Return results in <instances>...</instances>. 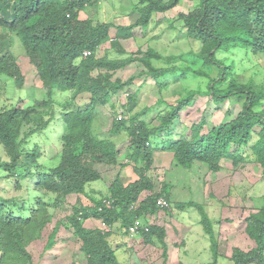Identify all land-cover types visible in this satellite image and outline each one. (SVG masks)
<instances>
[{
    "label": "trees",
    "instance_id": "obj_1",
    "mask_svg": "<svg viewBox=\"0 0 264 264\" xmlns=\"http://www.w3.org/2000/svg\"><path fill=\"white\" fill-rule=\"evenodd\" d=\"M97 1L0 0V26L9 27L8 33L7 30L0 31V53H4L0 56V73L8 76L17 89H22L24 78L10 51L11 38L16 35L36 66L45 91L43 99H37L27 106L22 103L21 97H16L15 104L0 98V146L8 157L0 160V168L5 170L6 180L14 178L17 184L25 185L26 191V180L36 176L34 189L56 194L54 204L58 206L68 195H85L86 185L102 178L103 171L97 165L109 167L119 163L120 151L112 138L120 136L121 132L126 133L130 152L128 162L120 167L132 166L138 178L124 184L119 172L116 173L108 183V191L113 199L110 208L102 204V198L97 200L91 196V200L94 199L92 206H73L72 214L66 217L73 228V235L81 241L80 251L87 257V264H121L115 252L117 245L109 240L113 239V235L117 236L113 224H120L119 233L123 235L126 233L124 229L134 219L158 215L156 200L159 196L169 199V189L173 185L171 179H163L165 182H161L159 191H153L157 183L154 174L162 172L153 166L154 145L158 140L161 150L173 155L170 165L172 173L178 174L179 167L190 169L195 163L216 172L220 170L223 160L228 159L233 165L245 162L247 155L242 154L241 147L248 145L254 162L262 167L261 176L264 177V107L258 108L264 100V85L253 80L239 82L233 69L216 56L220 49L230 47L264 53V0H198L195 9L188 13L180 12L178 18L187 29V36L199 43V50L167 57L153 48L145 52L137 50L140 56L135 58L144 67L137 76L150 77L158 94L169 92L171 81L178 83L190 75L205 77L208 83L204 89H192L180 81L169 92V96H177L172 103H167L163 95L158 97L157 105L166 103V108L158 110L160 122L156 125L141 118L153 107L140 113L134 112L139 88L137 92L129 94L124 104L128 117L123 120L114 117L107 135L94 128L97 108L108 105L115 114L119 93L130 89L137 76L130 75L125 80L114 77L115 72L124 69L131 58L81 57L84 50H93L107 40L108 28L112 25L101 22L94 24L89 16L80 18L83 17L80 12ZM178 2L139 0L131 4L130 13L134 14V20L131 24L114 27L117 36L114 44H118L120 38L133 37L137 28L145 32L154 14L167 11ZM177 59L178 64L170 63ZM153 60H163L165 64L158 66ZM55 90L72 91L71 98L57 103L65 124L59 161L55 166L41 168L34 173L30 167L37 168L41 164L38 162L41 153L39 146L29 139L33 134L44 131L52 121L55 115V100L52 97ZM84 94L88 99L83 104L78 103V96ZM208 96L215 104H223L234 97L243 99L240 112L232 120L219 123L205 132L202 131L207 120L202 112L200 121L191 124L188 137L181 134L176 139L171 138L174 136L170 133L172 124L179 114L190 109L197 97ZM255 127H259V138L251 143V133ZM163 130L166 131L162 133ZM165 177L169 178L168 174ZM143 191H148V194L143 196ZM25 201L16 196H0V264H33L32 254L27 247L39 240L45 231H48V236L43 251L49 252L56 243L59 224L49 227L52 216L45 202L37 200L36 208H31L26 217L7 211L4 204L23 210ZM133 202L138 203L134 209L130 208ZM100 205L103 206L101 210L98 209ZM179 206L183 208L187 204ZM202 214L200 223L213 241L211 220L203 211ZM90 216L100 219L103 228L84 227V219ZM245 220V231L255 246L248 251L235 249L232 260L235 264H264V204ZM165 235L164 227L156 222L150 224L147 231H141L137 239L150 246L161 245L166 255ZM120 239L123 244L124 235ZM210 264H217L216 258Z\"/></svg>",
    "mask_w": 264,
    "mask_h": 264
},
{
    "label": "rangeland",
    "instance_id": "obj_2",
    "mask_svg": "<svg viewBox=\"0 0 264 264\" xmlns=\"http://www.w3.org/2000/svg\"><path fill=\"white\" fill-rule=\"evenodd\" d=\"M137 2L139 0H99L97 5L88 7L85 11L80 12V15L83 16L80 18H86V16L92 17L94 23L100 21L119 23L120 25L131 24L134 20L133 15L130 14V11H132L131 4H136ZM120 3L123 5L119 6ZM197 4L198 0H179L173 8L157 13L152 24L145 32L137 28L134 30V38L122 40V44L125 46L124 49L128 52L126 56H129L131 54L130 52H136L137 48L145 51L148 47H152L165 57L182 55L191 50H199V43L187 36V29L183 26L182 20L178 18L180 12L188 13L190 10L195 9ZM113 33L114 29H111L110 37L114 36ZM135 37L137 38L135 39ZM15 41L17 43L19 42L17 37H15ZM105 48H107L105 53L109 57L117 56L115 51L108 47V44L102 45L97 54L101 56ZM216 56L222 59L224 64L233 67V74L239 82L245 83L248 80H253L257 84L264 85V53H254L251 50L231 48L228 51L218 52ZM18 61V64L21 65L22 74L24 75V83H27L28 86H23L20 90L15 87L12 80L0 78V97L4 100L12 101L14 104L17 100L16 97H21L22 103L27 106L31 105L37 99H43L45 97V91L40 86L41 82H39L34 67L26 61L22 54L18 55ZM153 61L154 63H158V66L165 64L163 60ZM170 63L178 64L179 60H173ZM141 70H144V67L134 62L129 67L115 72L114 77L125 80L130 75L137 76V73ZM214 75L215 73H213ZM145 81L147 83L140 77L126 91L128 93L137 92L143 86L139 93L138 105L134 109V112H142L144 107L149 106L158 95L153 90L152 79L147 77ZM180 81H184L183 84L192 89H204L207 83L206 78L201 76L193 77L192 75ZM177 85L178 83H173L170 88H174ZM124 92L117 97L118 101L115 105V113L118 114L119 111L127 116V113L121 109L125 108L124 104L127 102V98L125 96L123 97ZM71 94L72 91L70 90H55L53 92L52 97L55 100L53 110H56V117H54L43 132L33 134L29 139L31 143H36L39 146L41 153L40 160H38L41 164L37 168L30 167V170L34 173L37 170H41V168L45 169L55 166L59 161L61 151L60 138L65 131V124L59 118L60 108L58 109L57 103L71 98ZM85 95L78 96V103L83 104L86 102L88 98L84 99L83 96ZM176 98L177 96H167V101L172 103ZM242 103L243 99H237V97H234L231 101L227 100L223 104L213 103L209 96L197 97L190 109H193L194 112L202 111L205 114L204 116L207 120L206 130H209L219 123L223 124L235 118L240 112ZM163 107L164 105L160 106L161 109ZM263 107L264 100L262 101V106L258 108L261 109ZM104 111H106L105 115H101ZM97 112H101V126L98 128V132L106 134L114 114L110 111L108 105L99 106ZM158 116L159 113H157V110H153L144 118L148 122L152 119L153 123H157L156 118ZM182 120L185 121L186 116H183ZM185 126V124L182 125L183 131H186ZM258 131L259 127H255L251 133V143L259 138ZM175 136H177L176 133L174 134ZM124 139H119V141ZM125 146L126 142L124 141L118 146L119 151L122 152V156L124 157L126 156ZM241 148L242 154L244 156L247 155L245 162L233 165L230 160H223L220 163V170L216 172L208 170L205 168V165L195 163L190 169L179 167L178 174L172 172L169 174L168 171L158 174L155 173L154 176L157 178L155 179L157 183L154 191L158 190L161 182L164 180L168 179L170 181L169 179H171L173 182V187L169 189V184H167L166 188L167 191L169 189L168 197L171 200V207L160 212L161 214H158V219L160 220L159 225H162L165 229L166 235L164 242L167 244L168 250L166 249L165 255L162 252L163 248L161 245L150 246L149 244L142 243L138 239H135V241L129 240L127 239L128 234L126 233H123L125 242L122 244V239L120 238L123 235L119 233L120 224L117 222L114 229V234L117 236L113 235V239L109 240L112 244L117 245L115 252L119 261L122 262L121 264H210L214 258H216L217 264H235L232 260V253L235 249L248 251L254 247L255 242L245 231V218L252 213H256L264 204V177L262 178L261 176L262 167L254 162V158L248 150V145ZM3 151V148L0 146V160H6L8 158ZM124 161L126 163L128 162L127 160ZM124 161L109 167L97 165L103 171L101 180L98 179L87 184L85 195H68L66 200L62 202L63 204L58 206L54 204L56 194L51 192H38L34 189L36 176L26 180L28 186V191H26L25 185H21L22 183L17 184L14 178L6 180L4 178L6 172L0 168V196L4 198L16 196L18 199L26 200L23 204V210L17 206L8 207L4 203L7 211H11L16 216L26 217L31 211V208H36L37 200H42L47 204L48 213L52 216L49 227H52L55 223L59 224L56 243L49 252L43 251V246L47 242L48 231H45L39 240L32 242L27 247L32 254L33 264H87V257L80 251L81 241L73 235V228L68 223L66 217L72 214L73 206L76 208L80 206L90 207L93 205L91 196L98 199L101 195L108 193L107 186L110 182L109 180L116 173L119 172L124 182L132 180L131 176H135L134 173L131 172L130 175L129 171L126 173L120 168V165ZM167 174L169 178L165 177ZM182 203L185 205L198 204L203 207L209 215V219H211L213 241L204 229L203 224L200 223L203 217V210H198L196 206L181 208L179 205ZM175 211L187 214L185 217L188 220L185 217L182 219L174 218L176 222L172 221V224L169 225L165 221L169 217L176 216L174 214ZM205 211L203 212L205 213ZM66 224L69 226H66ZM83 226L90 229L97 227L103 228L101 220L98 221L91 216L84 219ZM204 231L207 235H204ZM171 249H173V252H171ZM168 252L174 256L172 257L171 255V258H168ZM43 253L46 254L44 255L45 258L43 257ZM177 253L179 256L176 255Z\"/></svg>",
    "mask_w": 264,
    "mask_h": 264
},
{
    "label": "clouds",
    "instance_id": "obj_3",
    "mask_svg": "<svg viewBox=\"0 0 264 264\" xmlns=\"http://www.w3.org/2000/svg\"><path fill=\"white\" fill-rule=\"evenodd\" d=\"M99 3V0L97 1V3L96 4H94V5H97ZM123 4L122 3H120V5L119 6H122ZM91 6H93V5H91ZM90 8V7H89ZM123 8V7H122ZM124 9V8H123ZM131 14V13H130ZM157 14V13H156ZM156 14H154L153 15V17H152V20H151V23H150V25L152 24V22H153V20H154V18H155V16H156ZM133 15V17H134V14H132ZM97 22H100V21H96L95 23H94V20H93V23L94 24H96ZM101 23H108V24H112L109 28H108V32H107V35H108V38H107V40H105L103 43H101V44H99V45H97L93 50H89V49H86V50H84L83 52H82V55H81V57L82 58H87V57H89V56H94L96 59H99V58H103V57H106V58H109V59H115V58H121L122 60L124 59V58H126V57H128V58H131V61L127 64V65H125V67L124 68H126V67H129L131 64H133L134 62H136V63H139L140 65H142L138 60H137V58H139V56H140V54L138 53L137 54V50H140L139 48H137V50H136V52H130L131 54L129 55V56H126L127 55V51L124 49L125 48V46L122 44V40H126V39H128V38H120V39H118V41H117V43L118 44H114V42L117 40V36H116V30H115V26L116 25H120L119 23L117 24V23H113V22H101ZM130 24V23H129ZM155 24H157V22H155ZM123 25H126V24H123ZM128 25V24H127ZM149 25V26H150ZM149 26H148V28H149ZM147 28V29H148ZM111 29H114V33H113V37H110V32H111ZM3 30H7V33L9 32V27L7 26V28H4V27H1L0 26V31H3ZM134 36H135V33H134ZM134 36L133 37H130V38H134ZM15 37H17L16 35H13V37L11 38V48H10V51L14 54V56H15V63H16V66H17V68L19 69V71H20V73L22 74V71H21V65L20 64H18L19 63V61H18V55L19 54H22L24 57H25V59H26V61L28 62V63H30V65L31 66H33L34 67V69H35V71H36V74H37V69H36V66L30 61V59H29V57H28V55L25 53V51H24V48L22 47V43H21V41L19 40V38H18V40H19V42L17 43L16 41H15ZM137 37H135V39H136ZM104 44H108V47L110 48V49H112V50H114L115 51V53H116V57H109L108 56V54H106L105 53V51H106V49L107 48H105L104 49V51H103V53H102V55L101 56H99L98 54H97V52H98V50H99V48L102 46V45H104ZM152 47H148L145 51H147L148 49H151ZM231 48H239V47H230V48H228V49H220L219 51H217V53L218 52H221V51H228V50H230ZM241 49V48H240ZM20 50V51H19ZM244 50H246V49H244ZM142 51V50H141ZM145 51H143V52H145ZM247 51H250V49L249 50H247ZM125 54V56H123ZM4 55V53H0V56L2 57ZM135 57H137V58H135ZM230 66V65H229ZM231 68H233L232 66H231ZM117 72V71H116ZM23 75V74H22ZM146 76V75H145ZM144 75H142V76H138L135 80H139L140 79V77H141V79L145 82V83H147L146 81H145V79L147 78V77H145ZM37 77H38V75H37ZM0 78H5V79H9L8 78V76H6V75H4L3 73H0ZM23 78H24V75H23ZM149 79H150V77H148ZM205 78V77H204ZM39 79V78H38ZM25 80V79H24ZM39 82H40V80H39ZM180 82V81H179ZM178 82V83H179ZM136 83V82H135ZM207 83H208V79H207ZM206 83V84H207ZM154 81L152 80V86L154 87ZM170 84L172 85L173 84V82L171 81L170 82ZM174 84H176V83H174ZM15 85V84H14ZM23 86H28V84L27 83H23ZM40 86H42V85H40ZM143 87V86H142ZM141 87V88H142ZM42 88V87H41ZM141 88H140V91H141ZM154 90V89H153ZM172 90V87H171V89H170V91ZM123 91H125L124 92V94H123V97L125 96L127 99H128V97H129V94L130 93H128V92H126V91H128L127 89L126 90H123ZM123 91L121 92V93H119V94H122L123 93ZM154 91H156V90H154ZM169 91V92H170ZM157 92V91H156ZM169 92L168 91H166V92H162V93H160V94H158V92H157V97L153 100V102L151 103V104H149V106H145L144 107V109H146V108H148V107H153L154 109L153 110H157V113H158V110H163V109H165L166 107H165V105H166V103H161L160 105H157V98L158 97H161L162 95H163V98L167 101V96H169ZM138 94H137V98H139V93L140 92H137ZM168 93V94H167ZM167 94V95H166ZM81 96V95H80ZM84 97V99H86V98H88V96L87 95H85V96H83ZM1 98V97H0ZM167 103H170V102H168L167 101ZM137 105H138V99H137ZM158 106V107H155V106ZM161 105H164V107L161 109L160 108V106ZM192 107V106H191ZM190 107V108H191ZM60 107L58 106V109H59ZM143 109V110H144ZM152 110V111H153ZM122 111H124V109L122 108ZM152 111H150L149 113H145V115L144 116H141V118H144L145 116H147V115H149ZM60 112H61V110H60ZM60 112H59V114H60ZM105 112L106 111H104V112H102V114H101V112H97V119H96V122H95V124H94V128L96 129V128H99L100 126H101V124H100V117H101V115H105ZM101 114V115H100ZM55 115H56V110H55ZM54 115V117H56ZM124 114L122 113V112H119L118 111V114L117 113H115L114 114V116H113V118L115 117L117 120H123V119H125V118H127L128 117V115L127 116H123ZM201 115H203L202 114V111H195L194 112V110L192 109H187L186 111H182L180 114H179V117H177L175 120H174V122H173V124H172V129H171V132L170 133H173V134H175L176 133V135L177 136H172L171 138H174V139H176V138H178V135H181V134H184V135H187L186 137H188L189 135H190V126H191V124L194 122H199L200 121V117H201ZM183 116H186V120L185 121H183L182 120V117ZM197 116H199V117H197ZM54 117H53V119H54ZM107 117V116H106ZM124 117V118H123ZM197 117V118H196ZM59 118H61V117H59ZM52 119V120H53ZM62 119V118H61ZM145 119V118H144ZM113 120V119H112ZM156 120H157V123H153V121L152 120H150L151 121V125H156V124H158L159 122H160V118L159 117H157L156 118ZM62 121H63V119H62ZM145 121L146 122H148L146 119H145ZM149 121V122H150ZM64 122V121H63ZM112 122V121H111ZM50 123H51V121H50ZM49 123V124H50ZM186 125L185 126V129H186V131H183V129H182V125ZM49 126V125H48ZM178 129V130H177ZM164 131H166V130H163L162 131V133L164 132ZM205 131H207L206 130V126H204V129H203V131L202 132H205ZM43 132V131H42ZM65 132V131H64ZM178 132V133H177ZM64 134V133H63ZM62 134V135H63ZM104 135V134H103ZM106 135H107V132H106ZM123 135V136H122ZM159 137V136H158ZM157 137V138H158ZM164 137L166 138V136L164 135ZM125 138V139H124ZM115 142H116V146H117V148H118V146H120V144L122 143V141H124V142H126V146H125V150H126V156L124 157V156H122V152L120 151V159H119V162H121V161H124V160H127L128 161V157H127V155H128V153L130 152V149H129V138H128V136H127V134L126 133H124V132H121V134H120V136H118V137H113L112 138ZM119 139H124V140H121V141H119ZM148 143V142H147ZM60 146H61V138H60ZM155 147H154V151H153V160H154V153L155 152H157V151H160L161 150V146H160V142H159V140H158V143L156 144V145H154ZM124 157V158H123ZM123 163H126V161H124V162H122V164ZM121 168V167H120ZM131 168H132V166H131ZM101 180V179H100ZM123 181V180H122ZM108 187V186H107ZM155 189V188H154ZM159 189H160V187L158 188V190L157 191H154V192H158L159 191ZM144 192V191H143ZM147 192V194H148V191H146ZM146 194V195H147ZM102 198V199H101ZM158 198H164L167 202H168V206L166 207V208H168L169 206L171 207V203H170V199H166L164 196H159ZM157 198V199H158ZM101 199V201H102V204L105 206V207H107L106 206V204H105V201L104 200H109V202H110V206L109 207H107V208H110L111 207V204H112V201H113V199L111 198V195L109 194V191H108V193H106V194H104V195H101L97 200H100ZM92 200H94V199H92ZM157 201V200H156ZM198 204H187V207L189 208V207H195L196 206V208H198V210H203V211H205L204 209H203V207L200 205H198ZM138 206V203H136V202H133L132 204H131V206H130V208H132V209H134V208H136ZM156 206H157V203H156ZM102 205H100V206H98V209L99 210H101L102 209ZM157 208H158V214H159V212H163V210H165L166 208H163V209H160L158 206H157ZM205 213H206V211H205ZM207 214V213H206ZM207 216H208V218H209V215L207 214ZM92 217V216H91ZM89 218V217H88ZM95 218V217H94ZM96 219H98V218H96ZM155 219H158V215H156L155 216V214H152V215H148L147 217H146V219H142V218H136V219H134V221L131 223V224H133L134 222H135V220H139L141 223H142V225L144 226H148V229H149V226H150V224H152V223H156V221H155ZM100 220V219H99ZM211 220V219H210ZM117 224V222L116 223H114L113 225L115 226ZM130 224V225H131ZM129 225V226H130ZM102 226H103V224H102ZM128 226V227H129ZM128 227L126 228V229H124V232H126V234H128V236H127V239H129V240H132V241H135V239H137L138 238V236H139V233L141 232V231H145V230H143V229H141L140 228V230L137 232V234H135V235H133V236H131L130 234H129V232H128ZM123 231V230H122ZM147 231V230H146ZM204 233H205V231H204ZM204 235H207V233H205ZM121 262V261H120Z\"/></svg>",
    "mask_w": 264,
    "mask_h": 264
},
{
    "label": "crops",
    "instance_id": "obj_4",
    "mask_svg": "<svg viewBox=\"0 0 264 264\" xmlns=\"http://www.w3.org/2000/svg\"><path fill=\"white\" fill-rule=\"evenodd\" d=\"M172 159H173V155H172V153H170V152H168V151H163V150H160V151H157V152H155L154 153V161H153V166L154 167H156L158 170H161L162 172H165L166 170H168V172H169V174H171V170H170V165H171V163H172ZM121 169H123L126 173H127V171H129V173H130V175H131V172H133V170H132V168L129 166V165H126V166H124V167H122ZM134 173V172H133ZM177 174V173H176ZM134 175L136 176H131V179L132 180H130V181H134V180H136L138 177H137V175L134 173ZM120 177H121V175H120ZM174 178V177H173ZM172 178V179H173ZM172 182V181H171ZM123 183L124 184H127L128 182H124L123 181ZM172 187H173V185H172ZM147 194V192L146 191H144V192H142V195L143 196H145ZM212 198V197H211ZM171 201V200H170ZM213 201V200H212ZM214 203H215V201H213ZM179 210H181V209H179ZM177 211H175L174 212V214H176V216H173V217H169L165 222H167L169 225H171L172 224V221L174 222H176V220L174 219V218H176V219H178V218H180V219H182L183 217H185V215L187 216V214H184V213H176ZM160 213V212H159ZM161 214V213H160ZM185 219L186 220H188V218L187 217H185ZM98 221H100L99 219H97ZM155 221L158 223V224H160V220L159 219H155ZM164 222V223H165ZM174 225H176L175 223H174ZM188 228V227H187ZM188 230V229H187ZM171 248H173V247H171ZM167 250H168V248H167ZM169 250H170V247H169ZM171 252H173V249H171ZM171 255H172V257L174 256L173 254H170L169 252H168V258H171ZM177 256H179V254L177 253L176 254Z\"/></svg>",
    "mask_w": 264,
    "mask_h": 264
},
{
    "label": "built area",
    "instance_id": "obj_5",
    "mask_svg": "<svg viewBox=\"0 0 264 264\" xmlns=\"http://www.w3.org/2000/svg\"><path fill=\"white\" fill-rule=\"evenodd\" d=\"M104 201L106 206L109 207L110 206L109 200H104ZM156 203L160 209L166 208L168 206V202L164 198H158ZM140 228L145 231L148 230V226L145 225L143 226L139 220H135V222L128 227V232L131 236H133L137 234Z\"/></svg>",
    "mask_w": 264,
    "mask_h": 264
}]
</instances>
